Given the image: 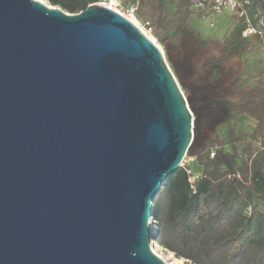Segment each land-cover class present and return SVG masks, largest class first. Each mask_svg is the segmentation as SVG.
Segmentation results:
<instances>
[{
  "label": "water",
  "instance_id": "water-1",
  "mask_svg": "<svg viewBox=\"0 0 264 264\" xmlns=\"http://www.w3.org/2000/svg\"><path fill=\"white\" fill-rule=\"evenodd\" d=\"M193 129L133 22L0 0V264H166L154 202Z\"/></svg>",
  "mask_w": 264,
  "mask_h": 264
},
{
  "label": "trees",
  "instance_id": "trees-1",
  "mask_svg": "<svg viewBox=\"0 0 264 264\" xmlns=\"http://www.w3.org/2000/svg\"><path fill=\"white\" fill-rule=\"evenodd\" d=\"M47 1L69 14H79L98 2ZM172 6L176 8L173 19ZM258 12L264 17V2L254 0L249 15L255 27ZM193 14L189 0H141L138 19L151 28L155 23L168 30L173 24L183 26ZM233 23L221 55L210 65L241 60L257 45L264 46V35L243 37L246 19ZM223 105L228 112L255 121L250 141L233 128L226 137H194L188 156L196 159L193 168L201 178L193 190L186 171L180 169L164 185L154 202L155 243L193 264H264V226L242 215L252 202L264 204V75L255 86L235 93Z\"/></svg>",
  "mask_w": 264,
  "mask_h": 264
},
{
  "label": "rangeland",
  "instance_id": "rangeland-1",
  "mask_svg": "<svg viewBox=\"0 0 264 264\" xmlns=\"http://www.w3.org/2000/svg\"><path fill=\"white\" fill-rule=\"evenodd\" d=\"M43 2L48 3L47 0ZM175 9L172 6V19ZM234 20L204 18L193 14L183 26L173 24L168 30H164L154 23L151 30L143 32L161 51L186 98L192 115L194 137L208 139L215 134L226 137L228 129L233 128L243 132L248 143L255 121L248 116L228 112L223 102L233 99L235 93L255 86L263 77L264 46L257 45L241 60H231L224 65H210L213 59L221 55L224 39L230 33ZM139 21L144 24L143 20ZM211 23L214 24L213 27L210 26ZM221 123L227 124L223 126ZM242 215L246 219L252 217L257 224L264 226L263 201L252 202ZM151 244L152 250L166 264H193L177 258L174 253L155 242Z\"/></svg>",
  "mask_w": 264,
  "mask_h": 264
},
{
  "label": "built area",
  "instance_id": "built-area-1",
  "mask_svg": "<svg viewBox=\"0 0 264 264\" xmlns=\"http://www.w3.org/2000/svg\"><path fill=\"white\" fill-rule=\"evenodd\" d=\"M256 1L264 2V0ZM253 2L254 0H189V5L191 11H193L195 15H202L204 18L219 17L235 20L242 18L246 19L247 28L243 32V37L249 38L257 34L260 36L264 35V17H261L259 12L255 15V18L259 19L258 27L252 24L249 9H251ZM95 4L117 12L127 20L133 22L142 32L144 30L146 31V29L151 30L150 23L146 22L142 24L138 20L141 0H98ZM210 26L213 27L214 24L211 23ZM216 151L217 148L212 151V158L215 156ZM195 160L194 157L188 156L187 154L181 164V169L186 171L193 190H195L196 183L201 178V174L197 173L193 168ZM237 178L240 179V175H238Z\"/></svg>",
  "mask_w": 264,
  "mask_h": 264
},
{
  "label": "bare ground",
  "instance_id": "bare-ground-1",
  "mask_svg": "<svg viewBox=\"0 0 264 264\" xmlns=\"http://www.w3.org/2000/svg\"><path fill=\"white\" fill-rule=\"evenodd\" d=\"M43 1V0H42ZM142 29V28H141Z\"/></svg>",
  "mask_w": 264,
  "mask_h": 264
}]
</instances>
